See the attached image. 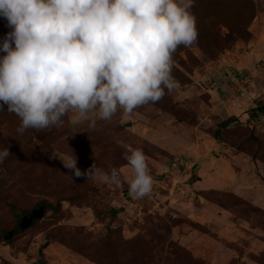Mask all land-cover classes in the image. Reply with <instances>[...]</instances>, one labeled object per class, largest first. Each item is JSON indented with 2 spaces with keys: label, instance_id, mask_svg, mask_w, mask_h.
Listing matches in <instances>:
<instances>
[{
  "label": "rangeland",
  "instance_id": "374dc122",
  "mask_svg": "<svg viewBox=\"0 0 264 264\" xmlns=\"http://www.w3.org/2000/svg\"><path fill=\"white\" fill-rule=\"evenodd\" d=\"M192 12L216 55L195 42L176 50L180 87L160 101L23 134L0 111L12 154L0 163V264H264V0H195ZM128 148L143 150L153 177L141 199L128 194ZM72 153L82 172L118 168L122 186L74 177L60 160Z\"/></svg>",
  "mask_w": 264,
  "mask_h": 264
},
{
  "label": "clouds",
  "instance_id": "9594fccd",
  "mask_svg": "<svg viewBox=\"0 0 264 264\" xmlns=\"http://www.w3.org/2000/svg\"><path fill=\"white\" fill-rule=\"evenodd\" d=\"M195 0H0V111L15 114L17 132L108 121L122 110L160 101L180 87L173 54L198 37ZM11 154L0 146V163ZM56 157V154H53ZM128 194L151 193L153 177L140 148L124 155ZM74 177L122 186L116 167L83 172L62 157ZM72 178V177H71Z\"/></svg>",
  "mask_w": 264,
  "mask_h": 264
},
{
  "label": "trees",
  "instance_id": "16d2710c",
  "mask_svg": "<svg viewBox=\"0 0 264 264\" xmlns=\"http://www.w3.org/2000/svg\"><path fill=\"white\" fill-rule=\"evenodd\" d=\"M211 35L209 33L206 34V38H209ZM195 43L200 47L202 48L204 51L208 52L209 54L213 53L214 55H216V50L215 51H209V42L206 43L202 38H200V36L198 35L197 37V40L195 41ZM227 41L225 43V45H223V47H229V44L227 45ZM184 46H180L178 47L177 50H183ZM177 53L173 54V60H177ZM256 112H260V113H263L264 114V102L260 103L257 108H256ZM256 113H252L251 114V117H255ZM235 120V116H231V117H228L226 118L224 121H221L218 123V129H216L215 131V135L218 136L220 134V129L219 128H226L227 126H229V124H231L233 121ZM111 213L113 215H115L117 213V209H112L111 210Z\"/></svg>",
  "mask_w": 264,
  "mask_h": 264
},
{
  "label": "water",
  "instance_id": "95a60500",
  "mask_svg": "<svg viewBox=\"0 0 264 264\" xmlns=\"http://www.w3.org/2000/svg\"><path fill=\"white\" fill-rule=\"evenodd\" d=\"M43 215H44V208L43 207L33 209L29 213L25 214L22 217V220H21V222H19L18 227L20 229H24L26 227H29L35 219L40 218ZM13 233H14V231H12V230L9 231L6 235V238H10Z\"/></svg>",
  "mask_w": 264,
  "mask_h": 264
},
{
  "label": "crops",
  "instance_id": "0c3cea01",
  "mask_svg": "<svg viewBox=\"0 0 264 264\" xmlns=\"http://www.w3.org/2000/svg\"><path fill=\"white\" fill-rule=\"evenodd\" d=\"M260 53H261V54H260V56H261V55H263V54H264V51H261ZM230 78H232V77H229V79H230Z\"/></svg>",
  "mask_w": 264,
  "mask_h": 264
}]
</instances>
